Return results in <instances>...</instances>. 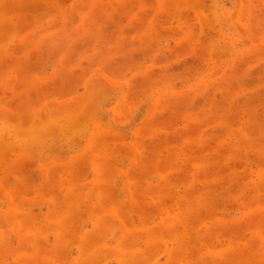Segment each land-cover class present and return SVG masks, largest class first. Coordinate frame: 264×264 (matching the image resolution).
Here are the masks:
<instances>
[{"label": "rangeland", "instance_id": "obj_1", "mask_svg": "<svg viewBox=\"0 0 264 264\" xmlns=\"http://www.w3.org/2000/svg\"><path fill=\"white\" fill-rule=\"evenodd\" d=\"M0 264H264V0H0Z\"/></svg>", "mask_w": 264, "mask_h": 264}]
</instances>
